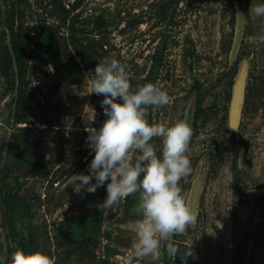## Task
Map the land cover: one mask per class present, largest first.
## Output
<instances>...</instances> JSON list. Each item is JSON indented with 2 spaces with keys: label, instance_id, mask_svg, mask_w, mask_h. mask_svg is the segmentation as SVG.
<instances>
[{
  "label": "rangeland",
  "instance_id": "1",
  "mask_svg": "<svg viewBox=\"0 0 264 264\" xmlns=\"http://www.w3.org/2000/svg\"><path fill=\"white\" fill-rule=\"evenodd\" d=\"M237 7L244 33L229 62ZM248 12L246 0H0V48L11 41L8 25L45 35L42 47L27 49L21 123H14L17 90H8L0 72L4 192L26 198V222L17 227L32 234L37 250L54 264H153L133 250L138 193L105 209L107 182L94 194L69 183L74 174H89L94 152L85 129L99 130L107 119L104 96L92 93V81L99 61L114 55L130 65L133 90L152 82L168 93V105L149 109L150 124L183 120L195 97L187 153L192 171L180 181L186 201L203 162L205 172L196 221L173 237L180 255L192 251L186 264H264V21ZM243 59L244 101L230 132L231 87ZM151 143L159 155L162 140ZM11 146L21 150L17 158L9 154ZM93 209L101 211L95 233L86 218ZM1 237L0 231V257H7L15 243L9 229L6 249ZM160 264L185 261L178 255L168 262L164 255Z\"/></svg>",
  "mask_w": 264,
  "mask_h": 264
},
{
  "label": "clouds",
  "instance_id": "2",
  "mask_svg": "<svg viewBox=\"0 0 264 264\" xmlns=\"http://www.w3.org/2000/svg\"><path fill=\"white\" fill-rule=\"evenodd\" d=\"M247 15L264 21V0H252ZM261 27L264 28V23ZM260 39L264 40V36ZM94 77L92 93L104 96L101 106L107 119L99 130L85 129L87 146L94 152L89 174H74L69 183L77 185V191L84 189L94 194L107 182V197L100 205L105 209L138 193L133 209L137 219L132 223L135 256L160 264L164 255L173 261L179 255L186 264L192 251L180 255L173 237L184 234L196 221L180 186V181L192 171L187 154L192 128L183 120L171 125L149 123V109L168 105L169 95L152 82L133 90L126 61L121 62L114 55L104 58L96 65ZM154 138L162 140L159 155L151 143ZM0 264H54V261L40 250L17 247L10 259L0 257Z\"/></svg>",
  "mask_w": 264,
  "mask_h": 264
},
{
  "label": "trees",
  "instance_id": "3",
  "mask_svg": "<svg viewBox=\"0 0 264 264\" xmlns=\"http://www.w3.org/2000/svg\"><path fill=\"white\" fill-rule=\"evenodd\" d=\"M8 22V19L6 18ZM10 33H11V51L15 59V65L18 72V87L16 95L13 96L12 102L14 104V123H21L24 118V110H25V90H26V82L25 78V66H26V57H27V49L34 45L36 48H40L44 45L45 35L44 31L38 30L34 35H29L24 33L20 28H17L16 31L13 30V26L8 25ZM0 72L6 80V84L8 86V90L11 92L15 89V79H14V68L13 61L10 54V50L7 46H3L0 48ZM197 116V115H196ZM197 117H194L196 120ZM19 153L21 150L16 149L15 147L9 148V154L12 158L16 157V152ZM17 158V157H16ZM8 185L7 175L5 172L0 171V191L2 193V199L4 203V207L7 214L8 219V229H9V237L12 240V243H15V247L9 246L8 255L6 258L9 259L12 252L17 248H21L25 251H34L37 250L36 241L34 240L32 234L27 231V234L24 235L23 231L19 230L17 224L25 225L27 213H28V205L26 198L17 193H13L11 191L4 192V188ZM86 218L89 220L90 229L92 232H96L99 226L101 211H97L93 209L86 215ZM166 256L168 262H171Z\"/></svg>",
  "mask_w": 264,
  "mask_h": 264
},
{
  "label": "water",
  "instance_id": "4",
  "mask_svg": "<svg viewBox=\"0 0 264 264\" xmlns=\"http://www.w3.org/2000/svg\"><path fill=\"white\" fill-rule=\"evenodd\" d=\"M246 1H247L248 9H249L252 4V0H246ZM250 19L252 18L250 17ZM244 26H245V20H244L242 10L237 7L236 12H235L234 36H233L231 49L229 51V62H233L237 56V53H238V50H239V47L242 41V35L244 33ZM8 47L10 50V54H11L12 61H13V66L15 69V76H16L15 90H17V83H18L17 69L15 65V59H14V56L10 48V43H8ZM247 66L248 64L246 60L243 59L238 69V72L236 73V76L234 78V81L231 87V95H230V101H229V106H228L229 107L228 108V120H227V124H228V128L230 132H235L239 125V120H240L243 101H244ZM194 106H195V97L192 96L186 107L185 116L183 119V121L187 122L190 126L192 125V122H193ZM241 157H242V149L240 152V158ZM204 172H205V162L201 163L200 167L198 168L194 176L190 194L187 199V203L194 210L195 214H196V208L198 204L199 193H200L202 183H203ZM0 231L2 234L1 242L4 244L5 249H6L7 244H8V240H7L8 220H7V214H6V210L4 207L1 191H0Z\"/></svg>",
  "mask_w": 264,
  "mask_h": 264
}]
</instances>
